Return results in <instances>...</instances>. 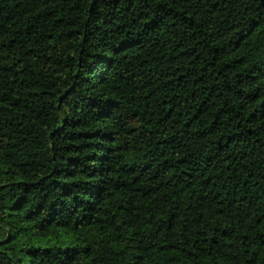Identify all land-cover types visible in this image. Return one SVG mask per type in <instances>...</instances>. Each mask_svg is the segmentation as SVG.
Returning a JSON list of instances; mask_svg holds the SVG:
<instances>
[{
  "label": "trees",
  "instance_id": "1",
  "mask_svg": "<svg viewBox=\"0 0 264 264\" xmlns=\"http://www.w3.org/2000/svg\"><path fill=\"white\" fill-rule=\"evenodd\" d=\"M0 264H264V0H0Z\"/></svg>",
  "mask_w": 264,
  "mask_h": 264
}]
</instances>
